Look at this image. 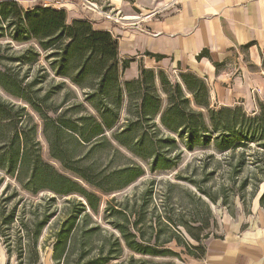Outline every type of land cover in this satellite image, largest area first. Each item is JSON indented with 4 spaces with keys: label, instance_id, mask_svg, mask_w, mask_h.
<instances>
[{
    "label": "trees",
    "instance_id": "trees-1",
    "mask_svg": "<svg viewBox=\"0 0 264 264\" xmlns=\"http://www.w3.org/2000/svg\"><path fill=\"white\" fill-rule=\"evenodd\" d=\"M262 58L264 66V54ZM130 61H120L118 38L94 28L87 18L69 21L64 9L26 8L18 0H0V189L8 176L15 183L10 197L20 190L75 195L65 201L51 234L55 264H110L121 259L126 248L151 256L173 254L168 245L181 243L177 233L183 224L174 218L172 200L175 190L183 191L182 183L152 177L139 193L134 190L102 204L104 195L129 187L147 171L179 168L184 149L204 152L202 181L196 179L197 169L191 175L184 169L175 175L193 184L199 197L216 201L204 184L219 168L207 173L211 163L225 161L230 180L248 164L264 171V99L253 112L241 104L211 106L207 82L192 72L179 74L173 82L163 71L141 68L138 79L123 83L120 70ZM67 81L84 90L82 100ZM40 133L61 169L44 158ZM174 149L178 154L171 157ZM249 181L243 179L239 190ZM231 187L235 189V183ZM157 188L164 189L160 201ZM225 189L222 184L220 190ZM9 198L2 199L5 205ZM19 203L12 204L2 222L29 223L37 240L56 212H34L24 221L17 214ZM160 205L165 215L159 213ZM100 213L118 235L94 220ZM162 226L164 240L157 236ZM26 231L29 236L31 230ZM204 254L205 246L195 257ZM128 264L160 263L131 256Z\"/></svg>",
    "mask_w": 264,
    "mask_h": 264
},
{
    "label": "crops",
    "instance_id": "crops-1",
    "mask_svg": "<svg viewBox=\"0 0 264 264\" xmlns=\"http://www.w3.org/2000/svg\"><path fill=\"white\" fill-rule=\"evenodd\" d=\"M18 1L64 9L69 21L87 18L111 32L120 61L131 60L124 71H136L125 81L138 79L141 68L171 79L192 72L207 82L211 106L241 104L253 112L264 99V0H95L109 4L115 20L91 14L81 0ZM41 264H55L53 250ZM177 264H264V213L229 219L205 242L202 257Z\"/></svg>",
    "mask_w": 264,
    "mask_h": 264
},
{
    "label": "rangeland",
    "instance_id": "rangeland-1",
    "mask_svg": "<svg viewBox=\"0 0 264 264\" xmlns=\"http://www.w3.org/2000/svg\"><path fill=\"white\" fill-rule=\"evenodd\" d=\"M16 48H21V46L17 45ZM133 74H136V71H133L132 69L127 70V72L120 70L121 82L124 83L125 80ZM171 76L174 77L172 79L176 78V75L174 74ZM59 80H61V78H57V81ZM175 80H173V82H175ZM67 85L76 93L80 100L83 99V89L70 81H67ZM157 89L159 94L162 97H165L163 86L158 84ZM125 115L126 112L124 109L120 123L124 121ZM39 138L42 142L44 158L50 161L58 169H61L60 164L50 158L48 146L41 133ZM180 148H184V146ZM178 151L179 150L177 149L172 150L171 157L176 156ZM203 154L204 152L201 150L192 152L184 149L179 162V168L158 171L153 174L147 171L142 178L129 187L114 194L103 196L102 208L105 206L106 201L114 196L121 199L124 195L132 193L134 190L139 193L144 188V181L152 177L157 178L158 180L170 179L174 182H180L183 184V191L181 189L175 190L176 192L173 194L174 197L172 200L174 202L172 205L175 214L174 218L183 224L179 227L177 233L181 243L173 241L168 245L173 251V254L167 256H151L134 253L126 248L123 257L119 260L112 261L110 264H116L118 262L128 264L131 256L135 259H145L160 264H177L188 257L199 255L202 247L205 246V242L210 237L219 236L224 232L226 222H228L229 219L252 220L259 211L264 213V199H262L264 194V171L258 168L257 165L248 164L234 177V180H230L224 170L227 166L225 161L221 162L220 165L211 163L207 167V173H211L216 166L219 168H217L215 174L210 175V178L204 184H206V188L212 196L216 198V201L210 199L206 195L199 197V193H193V191L196 192V188L193 184L188 181L175 179V175L179 170L184 169L185 175H191V172L194 169H197L198 176L196 179L202 181L204 176L200 159L203 157ZM218 157L220 158V155H218ZM206 175L209 176V174ZM0 176H3L2 172H0ZM245 178L250 180L249 185L248 187L239 190L238 186ZM258 178L261 180L259 187L255 192L254 184L257 182ZM233 183H235V189H231ZM8 184H11V186L6 192H3ZM222 184L226 186V189L223 191L220 190ZM14 186V180L6 176L0 189V200L3 198H9L12 195V190L15 189ZM155 194H157V200L160 201V198L164 196V189L157 188ZM53 196H56L55 201L50 200ZM74 196L75 195L60 196L49 190H44L34 195L25 190H20L18 195L10 197L8 201H6V205L2 200V208L0 210V264H30L33 261H36L35 264H41L42 260L46 259L50 251L53 250V238L51 234L54 230L57 215H62L66 207L65 201ZM16 201H20L17 214L21 218H24V221L30 220L34 212H38L40 215L43 210H45L46 213L52 211L56 212V215L51 218L49 223L43 228L42 234L37 240L33 239L32 234L34 230L29 223L27 227H24L20 220H15L14 223L11 224L2 222V218L5 220L12 204ZM3 209L5 210L3 211ZM159 210H162L159 211V213L165 215L163 205H160ZM102 216V213L96 214L94 215V220L101 223L102 226L106 228L105 230H110L114 232L115 235H118V231L112 229L110 225L105 223ZM163 227L164 226L161 227L162 231H158L157 235L160 240H164L166 236V231ZM26 229L31 230L29 236ZM104 233L106 234L107 232ZM195 236H199L200 240H197ZM155 237L156 232L153 234V242L156 240Z\"/></svg>",
    "mask_w": 264,
    "mask_h": 264
},
{
    "label": "built area",
    "instance_id": "built-area-1",
    "mask_svg": "<svg viewBox=\"0 0 264 264\" xmlns=\"http://www.w3.org/2000/svg\"><path fill=\"white\" fill-rule=\"evenodd\" d=\"M31 5L35 2V0H28ZM82 5L88 9L91 14L93 15H99L103 16L107 19H117V16L115 13H113L112 8H108L109 4L105 3H98L95 0H81Z\"/></svg>",
    "mask_w": 264,
    "mask_h": 264
}]
</instances>
